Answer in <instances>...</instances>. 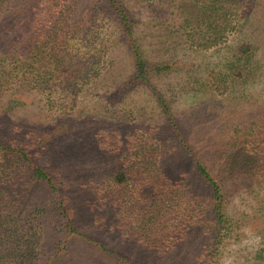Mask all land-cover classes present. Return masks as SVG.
I'll list each match as a JSON object with an SVG mask.
<instances>
[{"label": "rangeland", "instance_id": "rangeland-1", "mask_svg": "<svg viewBox=\"0 0 264 264\" xmlns=\"http://www.w3.org/2000/svg\"><path fill=\"white\" fill-rule=\"evenodd\" d=\"M66 1L82 14L93 0ZM122 1L133 18V35L145 61L167 64L169 70L149 75L147 86L130 82V61L123 44L114 42L115 25L99 16L92 32H104L107 38L104 68L100 65L88 74L87 82L70 88L71 84L66 87L63 81L51 80L46 93H60L46 99L36 90L40 80L20 84L8 78L9 55L24 53L26 31L17 24H4L8 28L0 29V141L30 152L29 158L51 175L82 236L137 264H212L199 256L201 250L195 248L199 246L155 250L123 236L116 228L114 204L103 190L111 170L129 153L132 140L141 137L157 144L160 167L172 181L187 171L189 150L224 186L223 212L233 229L218 245L216 264H254L261 242L264 248V184L256 176L248 179L243 159L255 151L246 144L255 146L264 140V0H228L238 2L231 8L233 30L228 29L223 44L201 51L188 49L180 30L186 25L182 33H189L205 0H162L150 2L147 8L142 0ZM220 5L228 10L231 6L224 1ZM243 46L245 51L238 54ZM67 50L70 73V66H81L85 48L70 43ZM154 93L165 102L174 132ZM240 143L243 148L228 151ZM8 170L12 174L7 182L0 178V187L12 185V198L20 199L24 212L41 203L46 210L39 225L41 254L35 264H127L82 238L67 235L60 240L50 195L41 184H29L23 167ZM193 186L196 191L189 190L198 198L203 191Z\"/></svg>", "mask_w": 264, "mask_h": 264}, {"label": "trees", "instance_id": "trees-1", "mask_svg": "<svg viewBox=\"0 0 264 264\" xmlns=\"http://www.w3.org/2000/svg\"><path fill=\"white\" fill-rule=\"evenodd\" d=\"M142 1L147 8L150 2L162 0ZM221 1L231 4L228 6L229 10L220 7ZM235 4L238 2L228 0H205V3H201L200 13L192 18L193 28H188L189 33H182L186 25L181 27L185 46L201 51L223 44L228 29L233 30L231 24L235 12L232 7L235 8ZM99 16L103 19L108 17L107 21L115 25L112 30L116 36L114 42L123 44L130 61V82L147 86L149 75L163 74L169 70L167 64L151 65L145 61L133 35V18L122 0H93L82 14H76L73 5L66 0H0V29H7L3 25L8 23L9 27L17 24L26 31L22 40L24 53L9 55L6 65L8 78L12 81L15 79L20 84L40 80L36 84V90L46 99L60 93L56 90L46 93L47 83L51 80L63 81L66 87L71 84L69 88L87 82L90 79H87L88 74H94V70L100 65L104 68L108 50L105 33L92 32ZM94 42L98 45L96 48L93 46ZM70 43L85 48V55L81 58V66H70L72 73H67L65 57L69 54L67 48ZM70 48L79 52L77 47ZM237 51L238 54L243 53L245 47H240ZM239 77L238 74L235 75V78ZM216 78L220 80L219 77ZM76 80L79 82L75 83ZM212 88L221 93L218 86L212 85ZM225 88L226 85H223L222 91ZM154 96L157 106L174 132L175 125L165 102L155 93ZM7 144L0 141V159L8 163L6 165L9 168L23 167L27 170L29 184H41L50 195L51 213L61 227L60 240L63 241L67 235L82 238L93 243L100 251L116 257L117 261L137 264L126 260L102 243L82 236L76 230L71 211L54 186L51 175L29 158L30 152ZM240 146L243 148L242 143L234 144L228 151ZM245 146L255 149L250 157L243 159L248 179L256 176L264 184V140L253 145L254 147L247 144ZM183 147L188 150L186 145ZM160 153L156 143L140 137L135 142L132 140L129 153L111 170L103 184V190L109 202L114 204L116 228L123 236L155 250L199 246L195 247L201 250L199 256L203 255L212 264H216L218 245L222 244L233 229L223 212L226 201L224 186L210 167L189 150L187 171L179 174L175 181L166 178L158 160ZM4 162L0 164V178H6L4 180L7 182L12 172L8 167L3 168ZM251 170L255 172L251 173ZM189 181L203 191L198 198L189 190L196 191ZM11 187L10 184L0 187V264H35L41 254L39 225L46 210L41 203L24 212L20 199L17 196L12 198ZM202 243L203 246H200ZM262 244L261 242L254 252V264H264ZM55 252L58 250L53 255Z\"/></svg>", "mask_w": 264, "mask_h": 264}]
</instances>
